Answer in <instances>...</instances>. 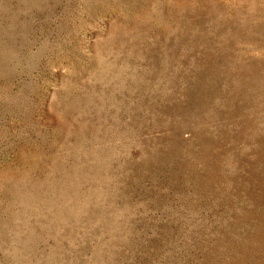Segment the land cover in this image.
<instances>
[{
	"label": "rangeland",
	"instance_id": "obj_1",
	"mask_svg": "<svg viewBox=\"0 0 264 264\" xmlns=\"http://www.w3.org/2000/svg\"><path fill=\"white\" fill-rule=\"evenodd\" d=\"M0 264H264V0H0Z\"/></svg>",
	"mask_w": 264,
	"mask_h": 264
}]
</instances>
